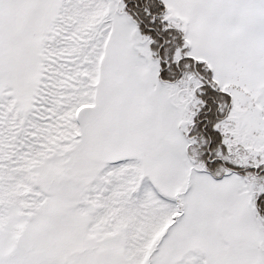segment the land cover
I'll list each match as a JSON object with an SVG mask.
<instances>
[{"label": "snow or ice", "instance_id": "1", "mask_svg": "<svg viewBox=\"0 0 264 264\" xmlns=\"http://www.w3.org/2000/svg\"><path fill=\"white\" fill-rule=\"evenodd\" d=\"M4 97L0 264H264V0H0Z\"/></svg>", "mask_w": 264, "mask_h": 264}, {"label": "trees", "instance_id": "2", "mask_svg": "<svg viewBox=\"0 0 264 264\" xmlns=\"http://www.w3.org/2000/svg\"><path fill=\"white\" fill-rule=\"evenodd\" d=\"M10 99V97L2 98V101L6 107L0 108V132H4L5 137H7L9 131H11V117L5 118L3 116V114L7 112V104ZM46 115L47 113H37L34 116L30 115L28 120L42 126L47 123V121L40 119L39 117ZM25 128L28 131H35L34 128H28L27 125H25ZM5 143L11 144L12 146L5 147L3 148L2 152H0V172L12 177V179H9L4 185L0 186V188L3 189H7L8 185H14L16 183V180L20 175V173L17 171V169L20 167V157L23 155V153L29 150L26 145L33 144L34 140L31 136H27L24 132H20L19 135L16 136L15 140L8 141L6 139Z\"/></svg>", "mask_w": 264, "mask_h": 264}]
</instances>
